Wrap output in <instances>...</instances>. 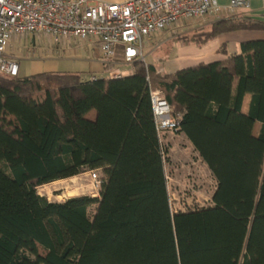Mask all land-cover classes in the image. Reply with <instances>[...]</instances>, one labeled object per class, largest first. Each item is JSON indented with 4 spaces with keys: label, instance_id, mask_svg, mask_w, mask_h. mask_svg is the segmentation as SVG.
<instances>
[{
    "label": "trees",
    "instance_id": "16d2710c",
    "mask_svg": "<svg viewBox=\"0 0 264 264\" xmlns=\"http://www.w3.org/2000/svg\"><path fill=\"white\" fill-rule=\"evenodd\" d=\"M205 27L174 38L200 47L264 24L225 17ZM131 68L89 80L0 74V264H264V39L172 73L141 60ZM151 90L215 178L210 205L172 210ZM88 169L103 173L97 197L37 193Z\"/></svg>",
    "mask_w": 264,
    "mask_h": 264
},
{
    "label": "built area",
    "instance_id": "2783aa9c",
    "mask_svg": "<svg viewBox=\"0 0 264 264\" xmlns=\"http://www.w3.org/2000/svg\"><path fill=\"white\" fill-rule=\"evenodd\" d=\"M248 7L249 0H230L225 6L216 0H0V74L18 75V62L6 49L29 34L64 45L96 39L104 62L114 60L118 47L123 63L146 62L144 43L164 31L202 27ZM123 73L115 68L110 74ZM150 101L158 133L176 131L178 119L161 91L151 90ZM89 178L93 186L100 184L96 169L89 170Z\"/></svg>",
    "mask_w": 264,
    "mask_h": 264
},
{
    "label": "crops",
    "instance_id": "0c3cea01",
    "mask_svg": "<svg viewBox=\"0 0 264 264\" xmlns=\"http://www.w3.org/2000/svg\"><path fill=\"white\" fill-rule=\"evenodd\" d=\"M107 1L121 2L123 0ZM216 1L219 5L225 6L230 0ZM240 10L245 12L248 17L260 21L264 24L263 0H249V7L247 9ZM195 28L197 27H190L189 30ZM252 39H264V29L238 30L228 32L225 34H221L212 40H209L200 47L195 45H184L178 40H173L174 49L172 50L170 57L164 63H160L158 69L163 73H172L178 69L194 66L199 63H209L217 60H224L228 55H233L239 52V44L242 41ZM222 47L225 48L224 52H222ZM6 54L11 58L17 60L19 65L18 75L21 74L22 76L50 71L76 72L81 76L83 80H89L92 77L112 78L113 76L110 73L115 68H119L120 70L124 71L123 75L121 76L132 74L131 63H123L122 60L116 58H114L113 61L104 62L101 57L96 39H91L87 43L70 42L64 45L49 41L48 38L44 36L37 37L34 34H29L23 39L15 40L9 43L6 49ZM115 57H120V54L115 55ZM26 60H30V62L28 63ZM145 61L146 63H151L156 66L155 63L150 62L146 58ZM250 99L251 95L249 93H246L243 97L241 105V111L243 113L248 112ZM95 116V110H90L86 114V117L91 120H93ZM260 127V122L256 121L253 125L254 135H258ZM178 138H182L183 140L191 144V142L182 132H171L166 130L162 133H159L161 144H163V142L167 143L170 140ZM195 153L198 156L199 160L209 170L206 163L202 161L196 150ZM211 177L212 190L210 192L212 197L216 186V181L212 174Z\"/></svg>",
    "mask_w": 264,
    "mask_h": 264
},
{
    "label": "rangeland",
    "instance_id": "374dc122",
    "mask_svg": "<svg viewBox=\"0 0 264 264\" xmlns=\"http://www.w3.org/2000/svg\"><path fill=\"white\" fill-rule=\"evenodd\" d=\"M226 17L243 19L247 18L248 15L242 10H237ZM207 27L208 24H206L205 28ZM187 30L189 31V28L184 27L181 30H175V32H172L173 30L170 32L164 31L159 35L160 37H155L148 43H144L143 54L145 58L159 67L160 63H164L170 57L174 49L173 40H176L174 38L175 35ZM26 61L30 62V60ZM19 76L22 75L19 74ZM162 145L166 149L164 169L168 181V195L172 210L185 211L195 207L210 205L212 177L206 166L199 160L193 146L182 138L170 140L167 143L163 142ZM89 170H85L73 177L41 185L37 187V193L45 196L49 201L56 202L77 195L97 197L99 196L100 184L92 185L89 178ZM96 171L98 177L102 179V171L99 169H96ZM94 208L95 205L89 207L90 215H93Z\"/></svg>",
    "mask_w": 264,
    "mask_h": 264
}]
</instances>
